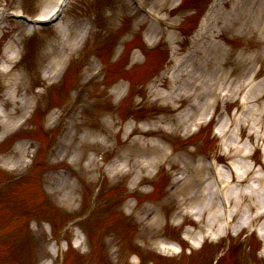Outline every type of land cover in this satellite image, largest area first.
<instances>
[{
    "label": "rangeland",
    "instance_id": "374dc122",
    "mask_svg": "<svg viewBox=\"0 0 264 264\" xmlns=\"http://www.w3.org/2000/svg\"><path fill=\"white\" fill-rule=\"evenodd\" d=\"M211 1L184 0L178 10L174 7L182 1H170L167 11L171 13L166 15L171 24L182 30L176 33L183 44L175 48L186 51L185 34L191 33L197 16ZM54 5L55 1L51 7ZM49 6L50 0H0V13L5 10L7 14L0 21V53L11 39L10 47L18 51V63L10 73L11 78L15 75L19 79L17 100L23 102L40 91L38 117L0 144V264H47L55 258L58 261L63 258L62 264H215L216 261L217 264H264V238L258 232L253 233L260 223L238 237L234 231L226 241H209L201 251L170 261L154 258L152 252L167 248L160 242L180 241L185 233L192 235L195 245H199L203 224H193L189 215L205 201L201 197L203 193L198 192H205L203 182H207V174L197 167L213 155L222 159L221 139L208 127L192 138L181 137L177 124L176 131H173L175 127L170 129L190 102L180 103L182 111L175 112L162 100H155L152 91L156 90L155 86H163L160 76L167 68V57L174 46L163 39L148 47L141 35L145 29L137 26L128 0H75L56 26L38 29L35 36L30 35L31 27L24 21L8 16L22 12L33 19L46 14L42 8ZM66 27L71 30V38L87 32L89 39L74 55L69 74L47 89L41 79L59 55L55 50L60 40V29H57ZM227 36L222 37L223 43L231 37L229 33ZM230 42L233 58L247 46L255 49L254 54H261L264 48L260 45L257 48L253 38L247 42ZM134 56L139 59L137 64L132 60ZM239 63L235 65L238 71L235 70L234 79L249 74L252 67L243 69ZM97 72L101 74L89 79ZM74 89L79 90L74 92ZM4 90L0 84V102ZM6 106L13 111L14 105ZM74 107L79 115L73 123V133L65 138L58 152L50 154L68 129ZM222 109H219V119L222 116L226 119ZM25 110L22 106L17 121ZM58 110L62 117L59 126L53 129L51 120ZM41 126L45 132H41ZM6 128L2 127L0 133ZM149 128L153 132L144 135L141 130ZM86 135L89 138L84 140ZM30 143L33 146L29 148ZM244 144L253 150L254 144L247 140ZM36 145L40 148L37 157L42 154L47 166H29ZM151 145L162 150L156 154L154 149H147ZM172 149L174 163L154 169L149 178L140 175L137 184L138 169L134 172L132 167L125 176L120 171L129 170L128 160L146 161L155 157L160 160L164 152ZM258 158L259 163L261 158ZM64 159L76 165L67 166ZM186 164L189 168L185 173L193 181L183 187V184L175 186L173 182L185 176ZM21 165L32 170L6 173L7 169ZM248 165L254 167L249 180L258 183L259 178L264 179V171L253 161H248ZM255 185L260 187L259 183ZM43 188L53 196L44 195ZM184 190L190 194H184ZM243 192L248 191L243 189ZM262 192L263 187L258 195ZM67 194L71 199H67ZM94 195L96 200L92 203L90 197ZM63 223H68L64 239L69 245L65 240L61 243L55 240L54 230ZM223 245L226 248L222 250ZM59 250H63V255ZM58 261L57 264L62 262Z\"/></svg>",
    "mask_w": 264,
    "mask_h": 264
},
{
    "label": "bare ground",
    "instance_id": "6f19581e",
    "mask_svg": "<svg viewBox=\"0 0 264 264\" xmlns=\"http://www.w3.org/2000/svg\"><path fill=\"white\" fill-rule=\"evenodd\" d=\"M54 1L56 2L57 0H50L49 8H42V11H46V14L41 16L46 17L48 15L55 6L51 7ZM149 1L148 10L150 13L143 14L144 16L136 22L137 26L139 29L141 27L145 28L147 33H150L153 45L165 38L174 48H180L183 42L178 39L176 34L164 33V31L156 27V24L162 21L160 14L167 13V4L171 0ZM221 3L223 7L228 8L222 9L220 7L221 4L213 5L211 9L212 13L210 12L211 15L206 18L201 31H198L193 38L192 50L187 53H182L181 49L178 48L173 50L170 65L160 76L161 80H163V86H155L156 90L152 91L155 100L166 101L165 103L169 102V104L173 105H178L187 100L189 102L195 101L189 109L180 112L174 125H170V129H173L175 124H177L178 130L182 131L185 135L192 132V127L198 124L199 117L206 115L211 107V102L213 106H217L221 101L225 105L226 111H228V104L232 105L233 102H237L243 96V103L240 104L242 106L241 114H234L235 116L231 117L232 123H226L221 128V136L225 138V148L228 153L226 158L233 160L232 164L227 165L230 172L228 170L226 171L227 173L219 172L214 175L211 181L210 177H207V181L209 182L207 183L206 180L203 182L205 192L203 190L198 192V194L203 193L201 197H204L205 201L198 205L197 211L194 210V212L200 216V224H203L200 232L204 234H219L220 230L223 229L220 227V224L224 225L225 230H227V227L242 228L247 225H253L258 221H263L261 226L264 228V196L259 197L258 195L259 190L262 187L264 188V179L259 178L258 183L260 187L257 189L248 185L249 176L254 172L253 167L248 165V161L250 159L254 160V157L247 155L243 147L245 137L255 146L264 145V79L260 84H256V86L254 84V81L259 76V73L255 71V66L259 63L258 61H261V57H264V50L261 54L251 53L248 55L250 50L247 48L233 58L232 49L225 47L231 44L230 41L244 40L247 42L250 38L258 40L264 45V0H222ZM58 6L59 4H57L52 14L42 20H49L51 16L56 15L59 11ZM143 6L145 7L146 5ZM228 33L231 35L228 39L230 41L225 39V43L221 45L218 38L227 36ZM71 34L70 31L68 38L63 43V52L69 50L74 52L77 49V44L79 43L77 40L79 39L76 38L75 41H71ZM57 53L59 55L55 57L56 60L51 64L52 67L48 69L46 77L49 81L53 82L56 79L60 81L66 73V68L64 70L65 60L59 52ZM134 61L135 64L139 62L137 56L134 57ZM12 62L15 63V60ZM238 62L244 66L243 69H247L252 65L249 74H251L250 76L254 81L247 79L249 74H244L238 79L233 78L235 70L238 71L235 66ZM14 81L17 86L19 79L14 78ZM161 88L168 89L169 93H162ZM117 91L120 92L119 88H117ZM222 91H224L223 95L220 94ZM8 97L13 98L12 105H14L16 110L24 104L23 102L16 101L14 93H11ZM18 104H20L19 107H17ZM1 106L4 108L3 113L6 118V121L4 120L5 122H2L1 126H10L17 113L13 111L8 112L7 106ZM235 124L242 131L239 139L234 137ZM161 127L158 125V128ZM153 130V128H149L148 130L142 129V133L144 135L150 134ZM173 131H176V127ZM246 131H249L247 135H245ZM133 133H135V130ZM89 135H86L84 140H87ZM149 148L154 149L156 154L162 150L157 145L147 147V149ZM18 151H20L19 148ZM162 157L163 159L170 158L169 155H165V152ZM161 159L159 160L157 157L146 159L145 163L140 160H130V162L128 160L129 170L127 172H130L132 167H134L132 169L134 172L139 168L138 176L150 175L153 169L162 166ZM188 168L189 166L186 164L183 171L185 176L178 179L175 182V186L183 184V187L192 183L193 178L187 176L185 173ZM197 168L201 169L202 173L204 171L207 172L208 165L204 161H201ZM120 171L123 172V170ZM139 180L140 178L138 177L135 183L137 184ZM215 186H218V190L216 191H214ZM245 187L248 189L246 194L243 192ZM186 192L187 190H184L183 193L186 195L190 194V192ZM195 195L197 196V194ZM61 196L62 199L64 192H62ZM66 197L67 199H71L70 194H67ZM219 201L222 205V215L218 214L217 207Z\"/></svg>",
    "mask_w": 264,
    "mask_h": 264
}]
</instances>
